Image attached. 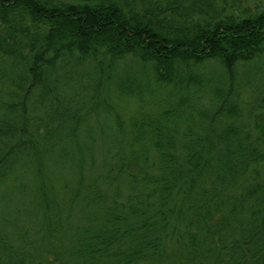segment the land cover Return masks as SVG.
<instances>
[{
  "label": "trees",
  "instance_id": "obj_1",
  "mask_svg": "<svg viewBox=\"0 0 264 264\" xmlns=\"http://www.w3.org/2000/svg\"><path fill=\"white\" fill-rule=\"evenodd\" d=\"M263 60L264 11L216 0H0V182L41 181L36 255L9 248L4 264H264V113L241 104L264 90L237 70ZM112 92L140 104L129 127ZM93 114L119 152L86 185ZM58 160L61 201L42 179L60 181Z\"/></svg>",
  "mask_w": 264,
  "mask_h": 264
},
{
  "label": "rangeland",
  "instance_id": "obj_2",
  "mask_svg": "<svg viewBox=\"0 0 264 264\" xmlns=\"http://www.w3.org/2000/svg\"><path fill=\"white\" fill-rule=\"evenodd\" d=\"M216 2L219 7H223L229 14H242L245 9H249L251 12L264 11V0H216ZM208 68H211L213 72L222 73V68L215 61L211 62ZM237 68L240 78L246 77L247 79L250 76V81L255 83V87L258 86V90H264V60L261 63L239 64ZM252 75H255L257 78H253ZM116 94L114 92L110 93L111 101L125 123V125L123 124V128L129 127L127 126L129 119L138 113L140 104L135 98L120 97L118 94L116 96ZM259 99H264V91H259V94L255 95L253 94V89L249 87L242 94L241 104L245 110V118L248 121L249 115L264 113V110L255 108L258 105ZM152 107V104H148L143 112L150 114ZM100 125L105 127L106 133L99 130ZM116 128L117 125L113 123L112 118H108L105 114H101L99 117L93 114L89 124L82 131L81 139H79L83 148L85 142L86 148H84V152L88 149L87 153L89 154L87 161H85L87 165L86 173L84 174L86 185L94 184L98 175H102L103 171L107 174L115 165V159L118 158L119 151L116 146L110 150V156L107 155V151L111 142H115V137L112 133L115 132V136L116 134L119 135ZM106 134H112V136L107 137ZM120 138L122 140L123 136ZM92 159H94V164L92 163ZM58 161V165L54 167L57 172L56 174L60 176V181L53 173H49L48 176L45 175L42 179L44 181L43 188L49 194L53 193L52 197L56 195L57 199L61 201L71 198L73 195L72 193H67L63 187V183L69 181L67 164L64 160ZM134 171H136V168H134ZM31 174L32 172L29 169L13 172L6 178L4 177L0 182V206L3 213H8L7 215H9L8 220H6L3 214L0 213V264L6 262L7 250L10 249L17 250L22 248L31 258L36 255L35 250H31V245H34V241H32L33 233L38 230L35 208L32 207V197H34L32 193L39 189L38 186H40L41 181H36ZM77 181L79 183L80 176L77 178ZM77 186L75 187L77 188ZM65 188H68V186ZM102 190L110 197L115 195V185L111 189L103 187ZM128 194L129 191L124 188V196L122 198ZM5 200L10 202V204L5 203ZM9 205L12 208L10 212L7 211Z\"/></svg>",
  "mask_w": 264,
  "mask_h": 264
}]
</instances>
